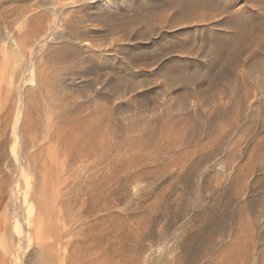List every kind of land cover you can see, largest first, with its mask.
Instances as JSON below:
<instances>
[{
  "label": "rangeland",
  "instance_id": "rangeland-1",
  "mask_svg": "<svg viewBox=\"0 0 264 264\" xmlns=\"http://www.w3.org/2000/svg\"><path fill=\"white\" fill-rule=\"evenodd\" d=\"M0 264H264V0H0Z\"/></svg>",
  "mask_w": 264,
  "mask_h": 264
},
{
  "label": "bare ground",
  "instance_id": "bare-ground-1",
  "mask_svg": "<svg viewBox=\"0 0 264 264\" xmlns=\"http://www.w3.org/2000/svg\"><path fill=\"white\" fill-rule=\"evenodd\" d=\"M53 128H54L53 126H50V130L53 129ZM228 165H229V164H228ZM49 203H50V200H48V199L46 198L45 195L42 196V199H41V204H42V206H43V207L46 206V207L48 208Z\"/></svg>",
  "mask_w": 264,
  "mask_h": 264
}]
</instances>
